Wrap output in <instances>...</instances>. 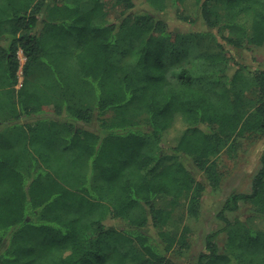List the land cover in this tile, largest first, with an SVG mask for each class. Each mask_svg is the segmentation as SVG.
<instances>
[{
  "label": "trees",
  "instance_id": "trees-1",
  "mask_svg": "<svg viewBox=\"0 0 264 264\" xmlns=\"http://www.w3.org/2000/svg\"><path fill=\"white\" fill-rule=\"evenodd\" d=\"M147 1L0 0V264H264V155L195 256L184 224L264 137V68L230 54L264 44V0Z\"/></svg>",
  "mask_w": 264,
  "mask_h": 264
},
{
  "label": "rangeland",
  "instance_id": "rangeland-1",
  "mask_svg": "<svg viewBox=\"0 0 264 264\" xmlns=\"http://www.w3.org/2000/svg\"><path fill=\"white\" fill-rule=\"evenodd\" d=\"M135 12L151 10L150 4L147 0H135ZM159 16L165 18L170 24L171 28L177 31H194L199 33L201 29L205 28L200 20L197 24H188L177 20L175 12H159ZM4 44L7 41H2ZM230 54L238 63L246 64L251 68H264V44L260 46H253L250 49L244 48L241 50L230 48ZM63 56V54H57ZM19 58L21 66L26 62V58L19 50ZM232 60V63L235 62ZM46 67L43 64L35 66L31 76L37 77L45 73ZM19 83L17 88L21 86L24 80L23 68L19 70ZM67 82V81H66ZM264 155V137L257 138L253 141L245 140L242 147L231 156L223 152L217 159V166L222 174L219 189L213 190L210 186L207 187L206 192L202 198V211L200 217L190 218L184 216V224L190 226V239L192 243L189 256L197 255L205 246V236L207 233L217 230L224 226V223L218 217L219 211L223 208L224 203L232 192L249 193L252 190V182L255 174L261 166V158ZM190 166L193 167L190 163ZM198 177L206 179L201 172H198ZM248 207L244 205L237 212L229 213V217L241 216L246 218ZM226 235L224 233L219 236V244L224 246ZM184 256L177 260V264H187L188 260Z\"/></svg>",
  "mask_w": 264,
  "mask_h": 264
}]
</instances>
